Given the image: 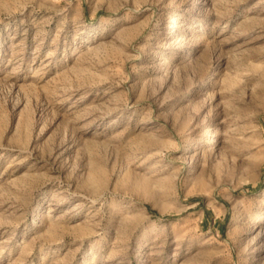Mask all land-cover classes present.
Instances as JSON below:
<instances>
[{
	"label": "rangeland",
	"instance_id": "374dc122",
	"mask_svg": "<svg viewBox=\"0 0 264 264\" xmlns=\"http://www.w3.org/2000/svg\"><path fill=\"white\" fill-rule=\"evenodd\" d=\"M0 264H264V0H0Z\"/></svg>",
	"mask_w": 264,
	"mask_h": 264
},
{
	"label": "bare ground",
	"instance_id": "6f19581e",
	"mask_svg": "<svg viewBox=\"0 0 264 264\" xmlns=\"http://www.w3.org/2000/svg\"><path fill=\"white\" fill-rule=\"evenodd\" d=\"M194 10H195V7L194 6H191V8L188 9V12L190 13V12H193ZM195 140H196V138H194L193 140H190L188 142L189 144L186 147H188L189 145H193L196 142Z\"/></svg>",
	"mask_w": 264,
	"mask_h": 264
}]
</instances>
